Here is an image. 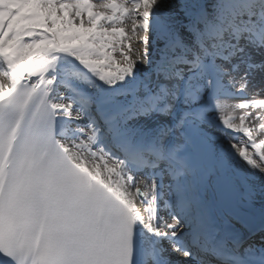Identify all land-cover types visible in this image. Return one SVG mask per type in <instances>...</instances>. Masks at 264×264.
Returning a JSON list of instances; mask_svg holds the SVG:
<instances>
[{
  "label": "snow or ice",
  "instance_id": "snow-or-ice-1",
  "mask_svg": "<svg viewBox=\"0 0 264 264\" xmlns=\"http://www.w3.org/2000/svg\"><path fill=\"white\" fill-rule=\"evenodd\" d=\"M0 264H264V0H0Z\"/></svg>",
  "mask_w": 264,
  "mask_h": 264
},
{
  "label": "bare ground",
  "instance_id": "bare-ground-1",
  "mask_svg": "<svg viewBox=\"0 0 264 264\" xmlns=\"http://www.w3.org/2000/svg\"><path fill=\"white\" fill-rule=\"evenodd\" d=\"M134 47H135V45H134Z\"/></svg>",
  "mask_w": 264,
  "mask_h": 264
}]
</instances>
